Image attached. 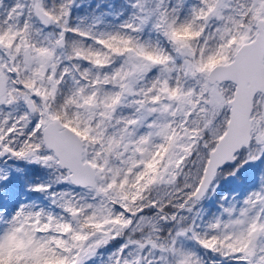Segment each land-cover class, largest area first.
Segmentation results:
<instances>
[{
    "label": "snow or ice",
    "instance_id": "1",
    "mask_svg": "<svg viewBox=\"0 0 264 264\" xmlns=\"http://www.w3.org/2000/svg\"><path fill=\"white\" fill-rule=\"evenodd\" d=\"M0 264H264V0H0Z\"/></svg>",
    "mask_w": 264,
    "mask_h": 264
}]
</instances>
